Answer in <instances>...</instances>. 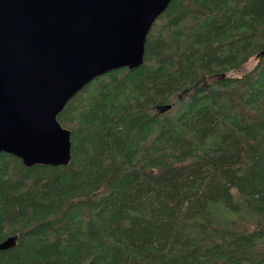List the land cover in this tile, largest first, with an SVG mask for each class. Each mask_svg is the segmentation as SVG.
Wrapping results in <instances>:
<instances>
[{"label":"trees","instance_id":"trees-1","mask_svg":"<svg viewBox=\"0 0 264 264\" xmlns=\"http://www.w3.org/2000/svg\"><path fill=\"white\" fill-rule=\"evenodd\" d=\"M58 121L69 165L0 154V264H264V0H173Z\"/></svg>","mask_w":264,"mask_h":264},{"label":"water","instance_id":"water-1","mask_svg":"<svg viewBox=\"0 0 264 264\" xmlns=\"http://www.w3.org/2000/svg\"><path fill=\"white\" fill-rule=\"evenodd\" d=\"M172 1L0 0V154L27 168L69 165L71 132L58 115L95 78L141 66ZM16 244L10 236L0 250Z\"/></svg>","mask_w":264,"mask_h":264},{"label":"rangeland","instance_id":"rangeland-1","mask_svg":"<svg viewBox=\"0 0 264 264\" xmlns=\"http://www.w3.org/2000/svg\"><path fill=\"white\" fill-rule=\"evenodd\" d=\"M254 63V60L252 59L251 61H250V63H249V66H251V64H253ZM232 75H238L239 74V72H233V73H231ZM228 216L226 215L225 217H222L221 216V222L220 223H222V224H225V221H226V218H227ZM249 222H251V220H249ZM245 224V223H244ZM251 226V225H250Z\"/></svg>","mask_w":264,"mask_h":264},{"label":"bare ground","instance_id":"bare-ground-1","mask_svg":"<svg viewBox=\"0 0 264 264\" xmlns=\"http://www.w3.org/2000/svg\"><path fill=\"white\" fill-rule=\"evenodd\" d=\"M89 84V83H88ZM83 90V89H82ZM77 95V94H76ZM75 97V96H74ZM157 111V110H156ZM67 129V128H66Z\"/></svg>","mask_w":264,"mask_h":264}]
</instances>
